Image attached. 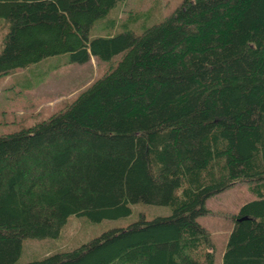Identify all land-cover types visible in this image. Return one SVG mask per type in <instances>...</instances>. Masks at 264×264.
I'll use <instances>...</instances> for the list:
<instances>
[{"label":"trees","instance_id":"16d2710c","mask_svg":"<svg viewBox=\"0 0 264 264\" xmlns=\"http://www.w3.org/2000/svg\"><path fill=\"white\" fill-rule=\"evenodd\" d=\"M125 1L0 0V75L122 55L60 110L0 134V264H215L199 218L239 181L256 197L233 214L222 261L264 264V0H183L139 31L91 35ZM138 203L167 211L22 259L71 216L119 220Z\"/></svg>","mask_w":264,"mask_h":264},{"label":"rangeland","instance_id":"374dc122","mask_svg":"<svg viewBox=\"0 0 264 264\" xmlns=\"http://www.w3.org/2000/svg\"><path fill=\"white\" fill-rule=\"evenodd\" d=\"M182 2L183 0H126L121 3L123 5L120 4L119 11L110 12L106 19L94 26L91 35L115 34L124 28L123 22L139 31L142 29L140 26L145 27L168 16ZM9 27L7 20L0 22V48ZM121 56L117 55L110 61L92 56L88 62L79 64L71 62L70 55L64 54L0 75V134L30 127L60 110L107 69L116 65ZM255 197L250 184L239 181L226 191L209 198L207 204L211 213L201 216L199 221L211 232L216 246L215 264H223L222 256L234 226L233 214L238 212L241 205ZM166 211L165 206L138 203L133 206V212L127 218L119 220L92 222L86 218L71 216L58 238L27 239L22 259L25 261L34 256L72 249L109 228L128 225L141 212L147 218H152Z\"/></svg>","mask_w":264,"mask_h":264}]
</instances>
